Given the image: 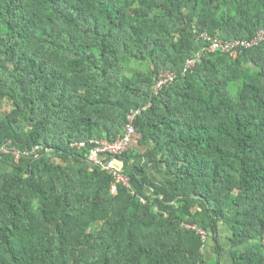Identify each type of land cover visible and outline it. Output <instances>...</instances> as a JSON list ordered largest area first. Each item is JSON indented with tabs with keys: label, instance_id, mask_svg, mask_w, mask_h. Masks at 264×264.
Listing matches in <instances>:
<instances>
[{
	"label": "trees",
	"instance_id": "16d2710c",
	"mask_svg": "<svg viewBox=\"0 0 264 264\" xmlns=\"http://www.w3.org/2000/svg\"><path fill=\"white\" fill-rule=\"evenodd\" d=\"M261 31L264 0H0V264H264V39L211 49ZM136 111L113 195L73 144Z\"/></svg>",
	"mask_w": 264,
	"mask_h": 264
},
{
	"label": "built area",
	"instance_id": "2783aa9c",
	"mask_svg": "<svg viewBox=\"0 0 264 264\" xmlns=\"http://www.w3.org/2000/svg\"><path fill=\"white\" fill-rule=\"evenodd\" d=\"M264 39V32L258 33V36L252 40L251 42L246 41H236V42H228L226 44L222 43V41L214 42L211 46V49H219L229 50L234 56H236L239 52L238 49H235L238 46L248 47L251 45H256ZM196 66V62L189 61L187 63V68L192 69ZM160 80L157 83L156 90L162 89L164 86H168L172 84L176 78V75L170 71H166L160 75ZM141 111H136L131 114L129 117L130 123L125 127V136L120 140L115 142H108L104 139H92L90 141L77 142L73 144V146L77 150H89L88 156V164L91 166L100 167L108 171L114 178L115 183L112 186L111 193H117V185L124 184L125 186L131 187L130 179L122 169V166H118L119 164L116 160L119 157L125 156V154L130 151L133 147V143L138 138L139 134L134 126V122L136 118L141 114ZM39 147L34 148L31 152L32 157H37ZM2 153L11 154V156L15 159L16 163H19L22 159V153L17 150H9L8 148H3Z\"/></svg>",
	"mask_w": 264,
	"mask_h": 264
},
{
	"label": "rangeland",
	"instance_id": "374dc122",
	"mask_svg": "<svg viewBox=\"0 0 264 264\" xmlns=\"http://www.w3.org/2000/svg\"><path fill=\"white\" fill-rule=\"evenodd\" d=\"M144 68H146V66H144V65H139V69H144ZM7 111V110H9V107H8V105H5L4 106V108L2 109V111ZM132 149H134V147L132 148ZM152 168H150V170H151ZM155 174V176L158 178V180L159 179H162V178H164V175L163 174H161V175H156V173H154ZM221 239H222V242H223V244L228 248V246L230 245V243L228 242L227 243V238H228V236H227V233H226V231L225 230H223L222 229V231H221ZM226 243V244H225ZM222 264H231V259H230V256H229V254L228 255H224V257H222Z\"/></svg>",
	"mask_w": 264,
	"mask_h": 264
},
{
	"label": "clouds",
	"instance_id": "9594fccd",
	"mask_svg": "<svg viewBox=\"0 0 264 264\" xmlns=\"http://www.w3.org/2000/svg\"><path fill=\"white\" fill-rule=\"evenodd\" d=\"M261 32H264V31H261ZM255 38H256V37H255ZM255 38H254V39H255ZM254 39H253V40H254ZM237 41H245V40H237ZM235 42H236V41H235ZM246 42H248V41H246ZM249 42H251V41H249ZM137 141H138V138H137V139L135 140V142L133 143V147H134V144H135ZM133 147H132V148H133ZM116 161L119 163V164H117V165H118L119 167L122 166V169H124V172H125V163L120 162L119 159H117ZM103 171H106V170L103 169ZM106 172H108V171H106ZM108 173H109V172H108ZM109 174H110V173H109ZM110 175H111V174H110ZM114 181H115V180H114ZM114 183H115V182H114ZM113 185H114V184H113ZM117 186H118V185H117ZM117 188H118V187H117ZM111 190H112V189H111ZM116 194H117V193H116ZM116 194H113V195H116Z\"/></svg>",
	"mask_w": 264,
	"mask_h": 264
},
{
	"label": "crops",
	"instance_id": "0c3cea01",
	"mask_svg": "<svg viewBox=\"0 0 264 264\" xmlns=\"http://www.w3.org/2000/svg\"><path fill=\"white\" fill-rule=\"evenodd\" d=\"M135 146H137V144H136V143L134 144V148H135Z\"/></svg>",
	"mask_w": 264,
	"mask_h": 264
}]
</instances>
